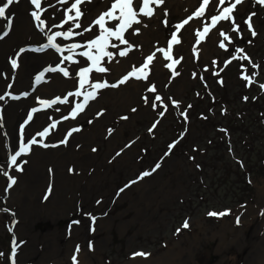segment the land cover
Listing matches in <instances>:
<instances>
[{"label": "rangeland", "instance_id": "rangeland-1", "mask_svg": "<svg viewBox=\"0 0 264 264\" xmlns=\"http://www.w3.org/2000/svg\"><path fill=\"white\" fill-rule=\"evenodd\" d=\"M26 1L39 33L17 31L15 38L25 42L21 51L71 52L76 63L73 83L50 98L57 107L48 106L56 111L44 122L49 131L66 128L51 145L74 159L45 164L47 192L40 201L35 196L41 206L19 231V201L8 189L0 192V264H264V3L208 0L197 15L204 0H132L138 22L121 33L124 42L107 37L104 51L111 55L101 54L99 67L106 71L100 72L90 59L97 49L89 45L117 30L119 19L106 18L103 28L95 23L114 0H83L79 17L76 0H40L39 9ZM24 3L15 0L5 9L0 40L16 29ZM229 7L227 19L213 20ZM174 34L178 42L170 46ZM16 57L9 56L6 93L17 81ZM3 68L0 61V74ZM42 68L54 71L48 61ZM0 97V178L8 188L16 180L5 170L16 151L11 144L18 139L20 152L39 132L26 142L20 131L13 138ZM56 112L62 116L55 118ZM39 148L52 150L50 144ZM56 170L74 184L68 208L53 216L41 202L53 194Z\"/></svg>", "mask_w": 264, "mask_h": 264}, {"label": "bare ground", "instance_id": "bare-ground-1", "mask_svg": "<svg viewBox=\"0 0 264 264\" xmlns=\"http://www.w3.org/2000/svg\"><path fill=\"white\" fill-rule=\"evenodd\" d=\"M25 2L26 3L21 6L23 10L21 9L16 15V29L13 30L9 36L0 40V61L4 66L3 71L0 74V93L4 97V101L1 105L3 107V117L6 129L14 132V135L12 133L13 138L15 135L17 136L18 131H20L19 136L22 138L23 142H26L28 138H34L31 132H34V134L35 132H39L35 135L36 143L30 146H23H27L28 151L22 152L17 156L15 164L12 163L11 157L19 152L18 139L17 142L15 140V145L11 144L13 152L16 151L13 154L11 152V157L5 165V170L11 172L16 177L13 184L14 186L5 188L2 178H0V192L8 189L10 190L9 196L15 197L19 201L18 210H20L24 222L19 224L18 231L23 225L29 222L26 221L28 218H25L28 216V213L36 214L38 208L41 206L37 203L35 196L38 195L40 201V196H43L47 192L43 189L48 179V173L44 172L45 164L57 165L58 167L65 165L69 159H74V157H68L67 154L62 153V151L59 152V147L51 145L54 141L59 142V140L67 134L66 128L64 129L63 127L58 131H49L44 122L46 119L48 120L50 113L52 114L56 111L49 113L47 109L48 106L57 107L55 100L50 98L54 96L53 98L55 99L60 91L67 89L66 87L69 86L70 83H73L75 76L74 74H71L76 67V63L70 61L69 56L71 55V52H62L61 54H58L57 52L50 50V48H46L42 53L28 52V49L21 51V46H23L25 42L21 39L22 37L20 38L17 36V38H15L17 31H25L26 34L29 32L33 37H36L39 33L37 30H33L29 17L27 16L29 14L27 13L26 15V10L31 4L26 0ZM16 41L19 42L18 45L15 43ZM15 46L17 52L14 53L12 51ZM11 54L18 55L16 58H21V61L17 73V81L14 82V86H12L9 92L6 93V75L8 66L12 61L9 59ZM75 60L78 61V58ZM47 61L51 62L54 68L53 73L50 75L47 71L42 72L43 68L40 69L42 64L45 62L47 63ZM79 62H81V60H79ZM47 65L48 64H45L43 67ZM56 65H59L62 69ZM63 71L68 74H62ZM46 76L52 77L48 83H45L47 81L43 78ZM37 77H40V81L37 80ZM29 88L33 89V98H28L29 93L31 92L28 91ZM75 108H77V106ZM70 109L75 110L74 105H70ZM61 116L62 112H56L54 115L55 118ZM65 122H69V120L60 121L61 125H64ZM26 129L30 131L29 134H27ZM45 130L47 131L45 132ZM41 132L44 133V135H41ZM45 144H50L52 150L50 148H44V150L39 148L40 146L44 147ZM77 160L81 165L84 163V158L81 159V156H79ZM41 168H43L42 171L40 170ZM52 177L54 182L53 194L45 203L41 202V204H48L49 209H51V214L56 216L63 213L64 209L68 208L66 200H69V197H71V184L74 183L68 181L69 177H67L62 171L56 170ZM139 191L141 192L142 188L139 189ZM70 201L71 198L68 202L70 203ZM30 250V247H24L21 251L22 256H26L23 253L29 252Z\"/></svg>", "mask_w": 264, "mask_h": 264}, {"label": "snow or ice", "instance_id": "snow-or-ice-1", "mask_svg": "<svg viewBox=\"0 0 264 264\" xmlns=\"http://www.w3.org/2000/svg\"><path fill=\"white\" fill-rule=\"evenodd\" d=\"M15 2V0H7V2L5 4H3V6H0V17H3L5 15V9L11 4ZM83 0H76V3L72 4V8L73 9H76V14H77V17H79V15H81V13L79 12V9H78V5L80 3H82ZM160 2L162 3L163 0H160ZM31 3L34 4L37 9L40 8V0H31ZM208 3V0H204V3L201 5V8L198 10L197 12V15H200L202 14L203 12V9L205 7V5ZM220 3H224V0H220ZM236 3L239 4L241 3V0H236ZM261 3H264V0H261ZM145 5H147V0H145ZM234 7V6H233ZM119 10V13L120 15L117 17L114 15L115 11L116 10ZM141 11H143V9H141ZM232 11V8L229 7V8H225L224 9V12L221 14L220 17H213V20H218V19H227L228 18V14H230ZM146 15H151V11H147L145 13ZM32 15L37 19L39 20L40 17L38 15L37 12H33ZM106 18H109V19H119L120 23L117 27V30L116 31H110V30H106L105 32H103L99 37H97L95 40H93L89 47H95L97 49V55L95 56H90V59H92L93 61V65L96 67V70L97 71H100V72H104L106 71V69H104L103 67H99V60L101 58V54L102 55H105V56H110L111 54L110 53H107L104 51V48L106 47L107 45V37L108 36H116L118 38H121L122 40V36H121V33L126 30L127 28L131 27V25L134 23V22H138L136 21V12L133 11V8H132V0H114V3L112 4L111 6V9L109 10V12L101 15L97 21H95L96 24L100 25L101 28L104 27V21ZM69 19H72V17H69ZM187 21H185L186 23ZM249 27H251V25L249 24ZM70 33H56L55 35L56 36H60V35H69ZM253 35H255V32H253ZM53 37H49V45L52 46V47H56V45L53 43ZM122 42H124L122 40ZM175 42H178L176 40V37H175V34L173 35V39L172 41L170 42V46H171V43H175ZM75 47V46H74ZM221 47H224V44L222 43L221 44ZM125 53L124 52H121L120 55H124ZM84 55H89V53H84ZM152 57H148V61H151ZM13 65L15 66V61H13ZM147 67V63L144 65V68ZM89 71V69H84L82 70V73H81V76H82V82H83V77L87 74V72ZM141 72H143V69L140 70ZM65 75H67L68 73L65 72L64 73ZM129 75H134V73H129ZM128 79V77H125V80ZM245 79H247V77H245ZM37 80L39 81L40 80V77H37ZM121 83H123V81H121ZM106 85L105 84H95L93 85L94 88H103L105 87ZM264 87V86H262ZM89 97H91V94H89ZM0 99H2V97H0ZM157 99H159V97H157ZM78 110H82L83 108V105H78L77 106ZM47 130H45L46 132ZM41 135H44V133H41ZM29 143L31 144H34L36 143L35 140L33 141H30ZM28 151V147L25 146V147H22L21 148V151L20 152H17L16 155L12 156L11 157V160H12V163L15 164L16 162V157L19 156L21 154V152H26ZM157 167H159V165H157ZM144 176H147L149 175V173L145 172L143 173ZM13 183L15 181H12ZM9 187H11V184L9 185ZM209 215H225L226 213H213V212H210L208 213ZM189 225H188V222L185 221L184 224H183V227L187 228ZM179 231V229H178ZM79 249H77L78 251ZM138 255H146L145 253H138ZM75 257H73V261L75 262Z\"/></svg>", "mask_w": 264, "mask_h": 264}, {"label": "trees", "instance_id": "trees-1", "mask_svg": "<svg viewBox=\"0 0 264 264\" xmlns=\"http://www.w3.org/2000/svg\"><path fill=\"white\" fill-rule=\"evenodd\" d=\"M240 29H243V28H242V25H240ZM209 95H211V94H209ZM209 97H211V96H209Z\"/></svg>", "mask_w": 264, "mask_h": 264}]
</instances>
